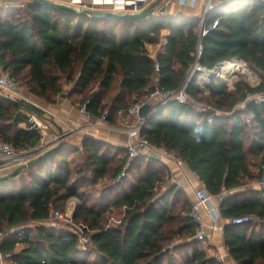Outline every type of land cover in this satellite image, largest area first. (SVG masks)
<instances>
[{"label":"trees","instance_id":"trees-1","mask_svg":"<svg viewBox=\"0 0 264 264\" xmlns=\"http://www.w3.org/2000/svg\"><path fill=\"white\" fill-rule=\"evenodd\" d=\"M11 11L12 7H0V67L48 102H55L70 85L66 91L74 103H86L97 117L107 113L111 123H119V110L143 102L157 89L180 88L189 78L200 41V61L209 69L232 58L245 61L262 79L257 86L240 82L230 89L213 83L210 94L200 96L194 75L188 81L189 95L207 101L214 110L171 100L146 120L142 138L186 162L213 195L262 178L264 103H249L243 109L236 105L248 92L264 91V0L220 4L214 12L220 23L203 38L200 17H97L35 0H28L24 16ZM163 29L169 30L168 40L153 57L147 44L158 43ZM146 103L151 105L149 115L160 106ZM245 114L252 116L253 124ZM29 117V111L0 96V142L18 149L37 145L42 136ZM121 151L91 136L80 145L66 140L61 149L19 174L0 179V233L5 234L1 249L12 253L11 264H179L170 251L175 242H180L184 264H224L200 248L187 194L177 186L160 192L167 181L165 165L141 154L118 179L128 157L127 151L119 157ZM100 183L105 186L96 196ZM73 197L81 202L74 219L89 227L87 250L78 248V235L71 229L25 226L30 220L51 219ZM121 209V222L110 223ZM220 209L228 220L257 218L258 222L227 223L224 239L240 264H264V230L256 228L264 225V187L238 190L223 199ZM11 228L16 231L9 232Z\"/></svg>","mask_w":264,"mask_h":264},{"label":"built area","instance_id":"built-area-1","mask_svg":"<svg viewBox=\"0 0 264 264\" xmlns=\"http://www.w3.org/2000/svg\"><path fill=\"white\" fill-rule=\"evenodd\" d=\"M60 3H70L73 5H81L90 1V6L94 8H103V7H111L114 11H133L137 12L145 7L149 6L150 3L154 0H52ZM224 3H231L237 0H224ZM184 3L195 4L196 0H182ZM203 2V12L201 15L200 21V36L203 38L210 31L215 29L220 23V18L214 16V12L217 10L219 4L217 0H202ZM163 49V48H162ZM203 53V44L200 41L197 51H196V60L192 65L190 75L188 80L178 89L171 91H162L157 90L152 95L155 96L157 94H161L164 97L165 103L171 100H179L181 102H189L190 95L187 91L188 81L194 76L197 75L198 82L201 85V88L210 89L212 84L214 83V79H216L217 74H212L210 78H208V71H215L205 67L200 58ZM224 62V61H223ZM221 62V63H223ZM219 63L218 66L221 64ZM160 64L156 62V69L159 70ZM0 86L3 88L5 92H8L14 96H22L23 88L20 82L14 78L9 71H2L0 73ZM146 102L136 103L132 107L127 110H119L118 118L119 123H110L108 122L107 113L102 116H95L92 114L88 108L87 104L84 103L79 107L80 114L86 116L90 122L88 124L89 127H95L102 125L104 123H109V126H117L120 129L124 130L129 136V142L126 146L128 157L122 172L119 175V179L124 177L127 173L128 168L132 164V161L141 155V147L146 146L145 140L142 138V127L146 122V118L140 115V109ZM261 104L264 103V91H250L248 92L246 98L239 102L236 105V108H244L247 104ZM212 120L211 118L209 119ZM29 122L31 127L36 128L41 133V141L31 147H25L18 149L12 143L2 141L0 142V171H3L7 168H10L15 165H21L34 157L39 156L45 151L51 149L52 147L57 146L63 141H66L69 137V132H58L54 133L52 138H49L47 133L50 128V125L42 118L37 116L34 113H30ZM248 122H251V119L248 118ZM262 187H264V166H263V176L261 181ZM214 195L209 193L206 188L202 187L196 190V198L192 201V207L190 210V216L198 223L197 233L195 238L200 240L201 242H205L208 238L207 226L203 216V211L207 212L211 217L212 221L210 227L212 230H221L223 227L217 223L218 218L221 215L220 205L214 202ZM73 210L71 208V204H68L66 210L56 209L54 211V216L56 218L65 219L68 223L72 224L73 227L70 229L78 235V248L81 250H87L90 243L91 237L89 234V228L82 224V227L75 228L74 225V216ZM252 221H257V218L254 215H243L236 216L231 218L228 223L233 224H244ZM15 228H11V231L14 232ZM5 234L3 232L0 233V264H7L8 261L12 259L11 252H5L1 249L2 241Z\"/></svg>","mask_w":264,"mask_h":264},{"label":"crops","instance_id":"crops-1","mask_svg":"<svg viewBox=\"0 0 264 264\" xmlns=\"http://www.w3.org/2000/svg\"><path fill=\"white\" fill-rule=\"evenodd\" d=\"M224 2H225L224 0H217V3L219 5L223 4ZM203 7L204 5L202 0H196L195 4L184 3L182 2V0H162L159 4V8H161L159 14L201 18ZM157 8H155L154 14L157 13ZM163 8H165V11H163ZM162 31H163L162 36L164 38V42L161 45L163 47L162 49L163 51L164 46L168 40L169 30L163 29ZM153 57L156 56L153 55ZM3 70L4 69L0 67V73ZM66 87L68 89L71 88L70 85H66ZM67 88L66 90H68ZM210 89L208 90V92H210ZM66 90L57 97L55 102H48L37 97L36 103L42 106L47 111V114L52 115L54 117L58 126H60L63 129V132L70 133L69 137L67 138L69 142L76 145H80L84 140V138L88 136L95 137L97 139L112 143L113 145L119 148H122L123 151L119 153V157H122L125 154L124 152L127 151L126 146L130 140L128 134L117 126H109L108 122L110 121L99 126L89 127L88 124L90 120L86 116L80 114L79 104L74 103L69 98L68 91ZM151 103L154 102L152 101ZM205 109L208 108H204V110L202 111H205ZM55 131L60 132L59 128L51 123V126L47 133L48 137L52 138ZM140 150L143 155L149 157L150 156L155 157L160 162H162L163 165H165L167 171L166 190L172 186H177L178 189L183 190L187 194L191 202L195 200L196 190L204 187V185L200 180L199 176L194 171H192V169H190L189 165L186 162L178 158L175 154L168 152L163 147H156L147 144L146 146L141 147ZM256 168H257L256 166L253 167V170H256ZM260 188H263L261 182L248 181V183H246V185H244L241 188L228 190L222 194L214 195L213 199L214 202H216L218 205H221V202L225 197L235 193L238 190L260 189ZM203 216L207 226L208 238L205 242H200V248L206 250L210 255L217 256V258L220 261H222L224 264H240L232 257L225 244L224 228L229 220L221 216L220 218H218L217 223L223 228L221 230H212L210 227L212 221L211 217L205 211H203ZM50 220L51 219L30 220L25 226L27 225L33 226L35 224H39L47 227L60 228L57 227L52 222H50ZM256 228L258 230H264V225L257 224ZM14 231H16V229H14ZM9 232L12 233L11 229ZM179 244L180 242H175L174 244H172L170 246V251L179 264H184L185 262L184 256L177 248ZM7 264H11V260L8 261Z\"/></svg>","mask_w":264,"mask_h":264},{"label":"rangeland","instance_id":"rangeland-1","mask_svg":"<svg viewBox=\"0 0 264 264\" xmlns=\"http://www.w3.org/2000/svg\"><path fill=\"white\" fill-rule=\"evenodd\" d=\"M27 2H28V0H1L0 1V7L1 6L10 7V8L12 7V11L10 13L18 12L17 14H22L24 16L25 15V11H23V10H24V6L26 5ZM153 2H155V0L152 1L150 4H152ZM67 4H69L71 6H74L76 9H78L81 12H87V11H91V10H94V9H103V10L114 11L113 8H111L109 6L108 7H103V8H101V7L100 8L91 7L89 5L90 1H87L86 3L81 4V5L80 4L79 5H73V4H70V3H67ZM156 8H157V13L156 14H159L160 11H161V8H159V5H157ZM130 12H133V11H130ZM2 14H7V13H2ZM163 42H164V38H163L162 33H161V39H160V41L158 43H148L147 44L148 48L150 49V51L152 53V56L153 55L157 56V54H159L162 51L163 47H162L161 44ZM251 70L255 73V75H256L255 78L254 77L251 78L252 75H250L248 72H237L236 74H233L230 79L228 77H225L224 75H223L224 77L217 75L216 79H214L213 82L214 83H225V84L228 85V87L230 89L235 88L240 82H245V83H247L250 86H257L260 83V81H261V77L253 69H251ZM20 83H21V86L23 88V93L21 94L22 96H19V97L27 98L29 100H32V101L36 102L37 101V97H35V95H33V94L28 92V90L26 89L25 85L22 84V81ZM95 86H98V85L96 84ZM200 87H201V85H200ZM157 90H159L160 92L163 91L161 89H157ZM201 90H202L201 91L202 93H201L200 96H205V95L210 94V92H208L209 89H206V88L202 89L201 88ZM156 91H154V92H156ZM154 92H152L151 95L147 99H144L143 102H147V101H151L152 102L153 101L154 103H160V106L157 107V109H160V107L165 106V104H166L165 100H164V97L160 93L155 95V96H153L152 94ZM189 102L194 103L200 110H204V108H208V109H205V110H209V109L214 110V108L211 105H209L207 103V101H204V100H197V99H194V98L190 97ZM221 113L232 114L233 112L232 111H225V112L221 111ZM243 118L248 122V118L252 119V116L248 115V114H245L243 116ZM45 121L51 126V123L48 120H45ZM248 124H250V125L253 124L252 120H251V122H248ZM54 133H58V132L55 131ZM251 140H252V137H249L248 138V142L250 143ZM262 165L259 166L260 169L262 168ZM17 166H20V165H15V166L7 168V169H5L3 171H0V175H5V174L11 172ZM259 167L256 168L255 172L259 171ZM261 181H262V178L260 180H258V182H261ZM166 184H167V181L163 184L162 187H160V189H161L160 192L161 193H163L166 190ZM104 186H105V184L103 185L101 183L99 185H97V189L94 190V192H96V196H98L100 194V192L102 191ZM91 188L89 187L90 190H91ZM80 203L81 202H80V200L77 197H73L70 200H68V202H67V204H66V206H65V208L63 210H66L67 205L71 204V208L74 211L73 212V216H74V214L76 213V211L79 208ZM123 215H124V209H121L119 214H115L114 216L111 217L110 223L121 222V218L123 217ZM50 222H52L53 224H55L57 227H60V228L70 229L71 227H73L72 224L68 223L65 219L56 218L54 216V213L52 215V218H51ZM74 223H75L74 227L78 228V229L80 227H82V224L84 226H86L80 220L74 219ZM90 245H91V243H90Z\"/></svg>","mask_w":264,"mask_h":264},{"label":"water","instance_id":"water-1","mask_svg":"<svg viewBox=\"0 0 264 264\" xmlns=\"http://www.w3.org/2000/svg\"><path fill=\"white\" fill-rule=\"evenodd\" d=\"M161 1L162 0H156L155 2L150 4L149 6L145 7L144 9H142L140 11H137V12L110 11V10H103V9H94L91 11H87L85 13H88V14H91V15L97 16V17H115V18L139 19V18H145V17L153 15L156 6L159 5ZM35 2L40 3V4H44V5H48V6H52V7L57 8V9L81 13L74 6H71V5L66 4V3L55 2L52 0H35ZM163 11H165V8H163ZM217 67H218V65H216L212 70H216ZM0 96L22 106L25 110L29 111L30 113H34L37 116H39L40 118H42L44 120H48L54 126L58 127L60 132H63V129L60 126H58L54 117L52 115L47 114V111L42 106H40L38 103H36L32 100H29L27 98H21L19 96H14L8 92H5L1 86H0ZM150 107H151V105L149 103H145L140 109V115L142 117L146 118V120L150 119L155 114H157L160 109L164 108V106H162V107H160V109L155 110L153 113H151L149 115ZM64 145H65V141L61 142L57 146L52 147L51 149H49L47 151H45L44 153L40 154L39 156L32 158L28 162H26L20 166H17L11 172H9L5 175H0V179H8L10 177H13V176L19 174L20 172H22L24 169H26L30 165L36 163L41 158L45 157L50 152L61 149Z\"/></svg>","mask_w":264,"mask_h":264},{"label":"bare ground","instance_id":"bare-ground-1","mask_svg":"<svg viewBox=\"0 0 264 264\" xmlns=\"http://www.w3.org/2000/svg\"><path fill=\"white\" fill-rule=\"evenodd\" d=\"M237 72H248L250 75H252L251 78L256 77L255 73L250 69L248 64L239 58H232L224 61L217 67L215 71H208L207 76L208 78H210L212 74H217L219 76H225L230 79L231 76L233 74H236Z\"/></svg>","mask_w":264,"mask_h":264}]
</instances>
